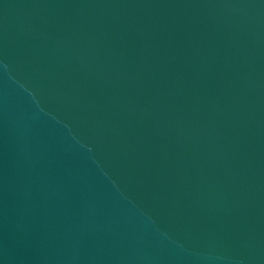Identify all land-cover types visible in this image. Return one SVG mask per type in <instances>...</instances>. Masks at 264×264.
I'll return each mask as SVG.
<instances>
[{"label": "water", "instance_id": "95a60500", "mask_svg": "<svg viewBox=\"0 0 264 264\" xmlns=\"http://www.w3.org/2000/svg\"><path fill=\"white\" fill-rule=\"evenodd\" d=\"M0 264H264V0H0Z\"/></svg>", "mask_w": 264, "mask_h": 264}]
</instances>
